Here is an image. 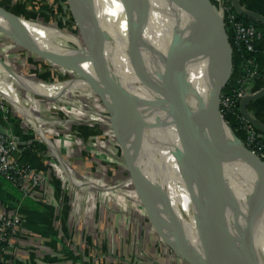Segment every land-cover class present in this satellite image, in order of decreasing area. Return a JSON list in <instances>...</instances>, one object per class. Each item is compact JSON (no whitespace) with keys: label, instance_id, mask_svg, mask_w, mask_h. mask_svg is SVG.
<instances>
[{"label":"bare ground","instance_id":"obj_1","mask_svg":"<svg viewBox=\"0 0 264 264\" xmlns=\"http://www.w3.org/2000/svg\"><path fill=\"white\" fill-rule=\"evenodd\" d=\"M93 1L107 37L110 41L121 44L125 51L123 59L122 57L119 59L114 57L110 63L105 62V71L101 74L102 77L114 82L120 90L128 93L132 111L130 116L125 115L127 112L125 113L124 109L122 111V126L127 127L125 141L129 148L136 146L133 156L137 161V167L155 184L159 195L163 196L165 192L170 195L173 202V215L181 223L191 247L195 249L199 244V234L213 239L215 235H219V232L201 204L196 185H194L196 179L193 176V168L187 165L188 160L182 150L179 135L182 134V138L185 141L188 140V137L180 127V113H175L174 110L175 107L179 108V106L175 103L172 107V103L167 100L168 97L166 99L163 97L167 88L165 86L158 88L154 82V76L157 75L159 78V51L167 45L172 32L190 28L187 31V33L189 32L187 37H190L193 41L200 39L201 42L198 44H209L211 48L210 52H208V61L195 58L183 65V68L187 69L191 84L197 89V92H190L186 97L192 102L194 107L200 108L199 106L204 104V100L205 102L207 101L213 89V80L218 81L219 79L222 59L219 47L212 39L210 30L201 25L200 22L203 20V15L200 9H198L196 18L191 20L173 8L166 0ZM135 24H138V27H134L133 25ZM0 26L10 28L11 30H8L9 34L16 41L20 39L18 27L24 29L29 33V39L35 47L43 50L39 37L42 45L47 50L59 55L60 59L68 62L75 61L77 66L86 64L85 67L89 68L92 71L91 73L96 74L95 66H91V63H88L97 64L96 59H91V55L85 54L80 50L70 49L68 47L70 39L61 31H55L50 26L41 23L27 22L23 18H12L11 20L3 14H0ZM88 39L91 42L89 37ZM134 54L138 59L129 67L126 65L127 58H132ZM138 67H146L149 72L148 75L139 76L131 70ZM97 79L94 78L88 82L87 78L81 74H76L74 80L42 86L38 82L15 74L9 66L0 61V94L4 95L9 102L16 104L18 107L20 106L27 113V118L30 121L33 120L34 123L37 121L33 114L35 103L30 102V99L21 97L19 86L32 89L38 95L39 93L54 92L51 88L55 86L64 88L69 93L74 90H91L99 97V92L103 94L102 88L105 85L100 84ZM80 86L84 88H80ZM106 91L109 92V90ZM165 94L167 95V93ZM102 98L107 104L111 105L110 111L113 114L111 116L113 122L116 123L118 116L114 112L113 97L104 96ZM94 105L98 107V105ZM86 115H90L88 111H86ZM98 117L99 115L96 114L95 120H99ZM176 118L179 121V125L178 123L175 124ZM107 124L113 127L112 123L110 124L109 122ZM160 131H162V134L159 133ZM154 135L159 138L156 140V143L159 144L156 145L159 147V153L155 152L152 147ZM137 147L138 149H136ZM58 153L55 154V158L58 157ZM168 154L173 156L175 161L168 158ZM247 159L248 162L228 159L223 161L230 193L228 210L231 219V230L236 235H242L246 220L251 215L253 216L255 241L244 246L245 248H250L252 253L257 255L258 264H264V163L251 153L247 154ZM64 168L69 171V175L75 181H79L82 184L77 172L71 171L67 166ZM163 169L171 172L178 182L191 190L192 194L190 195V193L179 189L177 186L178 182L170 179V176L166 175ZM126 181V183H124L125 181L120 183L122 189L129 187V185L133 186L131 179ZM120 187L118 189H121ZM167 205L165 198L161 197V199H158V209L164 215H166L164 211ZM244 246L231 241L226 243L223 254L228 264H240L232 258H234L233 254L237 253L236 251L243 254ZM193 249L192 251H194ZM200 258L202 257L200 256Z\"/></svg>","mask_w":264,"mask_h":264},{"label":"rangeland","instance_id":"obj_2","mask_svg":"<svg viewBox=\"0 0 264 264\" xmlns=\"http://www.w3.org/2000/svg\"><path fill=\"white\" fill-rule=\"evenodd\" d=\"M10 1L11 0H0V6L5 7L7 6L6 3ZM12 1L15 4L14 6H19L18 4L27 1L28 10L33 11L31 12V19L30 17L25 18L23 14H17L19 17L22 16L21 18L25 19L27 22L41 23L50 26L53 30L55 29V31H61L70 39L68 43L70 49L76 51L80 50L85 54H89L91 55L90 57L96 59L98 63L104 60L100 51H95V27L96 31L97 27L100 26L99 30L101 31V36L99 39L102 40L104 45L106 55L105 62L110 63L111 59L114 57L118 59L122 57L123 59L125 56L122 45L110 41L107 37L100 16L97 18L92 17V22L99 21L101 25L97 23L93 24L78 8L71 9L67 0ZM210 1L223 16L227 26L228 21L225 16V2L228 0ZM11 7L13 6H10V8ZM199 9L201 10V7H199ZM21 11V13H23V10ZM74 13L76 16H74ZM125 18H127V16H125ZM88 37L91 39V42ZM38 39L40 45L43 47V51H49L42 45L39 37ZM22 43L23 42L16 41L8 31L0 28V61L9 66L15 74L21 77L38 82L42 86H49L56 83L60 84V82L65 83L67 80H74L76 74H80L82 71L90 76V81L94 78H98L97 80H99L98 75L91 73L92 71L85 67L86 64L74 67L67 64L61 65L39 54L32 47L28 48ZM32 45L34 46L33 43H31V46ZM127 59V66H129V62L131 64L134 63L131 57ZM61 60L64 63L76 64L75 61L68 62L64 61V59ZM88 63H91V66H95L96 64L92 62ZM129 67H131V65ZM82 87L83 86H80V88ZM19 89L21 97L23 96L24 99H30L31 102L35 103L33 112L37 124L33 127L36 128V126H39L42 135L46 138L51 136L50 140L55 144H51V153L50 150L47 153L44 152L45 159L47 163L48 161L58 163V170L65 173V175L62 177L58 176L56 170H53V168L49 169L51 174L55 178H59L61 182L63 181L66 183L65 187L67 189L75 190L80 193V197H84V202L87 201L88 206H90L91 203L95 204V212L91 213L92 218L98 224L103 222L105 224L104 232H107L106 237L108 241L106 242V254L108 252V255H106V257L110 255L112 259L119 260L121 263L124 262V264H191L176 251L174 246H177V241L173 233L166 229L158 231L155 228L152 219L148 215L135 189L134 183L133 186L129 185V187L124 189L120 187V183L124 181V183H126L130 175H128L125 156L116 137V133L112 126L107 124L109 122L111 124V105H106L101 97L112 96L109 88L106 86L103 87V94L99 92V97L91 90H74L69 93L64 88L55 86L51 88L54 92L50 91L47 92V94L39 93V95L35 94L33 90L29 88L19 86ZM106 90H109V92ZM94 104L98 105V107ZM86 111H88L90 115H86ZM96 114L99 115L98 119L101 121L95 120ZM26 115L27 113H25V116ZM22 119H24V117H22ZM31 121L34 123L33 120ZM82 128H88V130L83 132L81 131ZM53 133L57 135L54 134L53 137ZM159 133L162 134V131ZM42 135L39 136V138H42ZM65 139H70L71 141L67 143L68 147L64 146ZM157 139L159 138L154 135L152 147L155 152L159 153V147L156 146L159 145L156 143ZM60 144L61 146H59ZM42 149H44V147ZM57 152H59L58 157L55 158ZM168 156V158L174 160L173 156L169 154ZM77 163L80 167L75 166ZM65 165L69 167L71 171L77 172L83 185H78L81 183L79 181L78 183L72 176L68 175L70 174L69 171L62 168L66 167ZM117 171H122V174L116 175L114 178L113 176ZM163 171L166 175L170 176V179L178 182L177 179L172 176L171 172L166 169H163ZM177 186L182 191L188 192L190 195L192 194L191 190L180 182H178ZM107 187L109 188L107 189ZM119 187L121 189H118ZM196 190L197 193L200 194L197 187ZM256 195L258 194L256 193ZM74 211H76V209H74ZM113 236H115L114 239L112 238Z\"/></svg>","mask_w":264,"mask_h":264},{"label":"water","instance_id":"obj_3","mask_svg":"<svg viewBox=\"0 0 264 264\" xmlns=\"http://www.w3.org/2000/svg\"><path fill=\"white\" fill-rule=\"evenodd\" d=\"M67 1L70 4L71 9L78 8L89 18L91 22L92 17H99L93 0ZM166 1L173 8L191 20L196 18L198 9L201 7L203 20L200 23L203 27L210 30L211 37L215 41L216 45H218L222 58L219 69V79L218 81L213 80V89L209 94L207 101L205 102L204 100V104L199 106L200 108L194 107L192 102L186 97L190 94V92H197V89H195V87L191 84L187 69H184L183 65L189 60L195 58H201L208 61V52H210L211 48L209 44H198L201 42L200 39L195 40V42L190 37H187L189 33H187V31L190 28L172 32L167 45L159 51V78L157 75L154 76L156 86H158V88L165 86L168 90H165L166 92L163 91V97L165 99L168 97L167 100L169 103H172V107L175 103L179 106V108L175 107L174 110L175 113H180V127L182 128L184 134L188 137V140L185 141L182 138V134L179 135L182 150L187 157V165L193 168V176L196 179L194 181V185H196L197 189L200 191L199 196L202 200L201 204L203 205L207 216L219 232V235H215L213 239H210L199 234V244L195 249H193L187 239L181 223L176 220L173 215V202L170 195L166 192L163 196L159 195L155 184L137 167V161L133 156L135 151L134 148L136 146L134 145L133 148H129L125 141V138L127 137V127L122 126L123 109L125 113L127 112L125 115L128 116H130L132 111V105L128 93L120 90L115 83L111 82V80L101 76V74L105 71L106 55L103 42L99 39L101 36V31L99 30L100 26L97 27L98 31H95L96 27L94 28L95 51H100L101 55H103L104 63L100 62L95 64L96 75L100 76V84L108 87L110 94L113 96V108L118 118L116 123H114L113 118L111 117V123L125 156L127 169L130 173V177L128 179L133 181L135 189L139 194L148 215L152 219L155 228L158 231L166 229L169 232H172L177 241V246H174L176 251L191 264H228L227 259L223 254L227 242L231 241L236 244L247 246L248 244L253 243L255 238L253 235L252 215L246 220V226L244 227L242 235H236L231 230V219L228 210L230 193L223 161L228 159L233 161L248 162V153L253 154L254 157L262 163H264V159L258 156L246 145L243 138L236 133L234 128L226 119L225 113L222 111V95L233 75L235 66L233 46L229 37L225 19L217 11L210 0ZM232 6L240 15H244L257 20L260 23H264L263 14L245 8L241 5L239 0H232ZM0 14L7 16L11 20L12 18H21L17 14L2 6H0ZM74 16H76L75 13ZM92 23L101 25V22L99 21H93ZM133 26L138 27V24ZM4 27L5 28H0L5 29L6 31L10 29L6 26ZM18 29L20 33L19 42H23L22 44L28 48L32 47L39 54H42L58 64H67L72 67L77 66V64L75 65L72 63L62 62L60 59L61 57L53 52L43 51L38 47L33 45L31 46L29 33L19 27ZM135 54L133 56L134 58L132 57L131 59L133 62H136L138 59ZM130 65L132 66L129 62V66ZM132 71L139 76H147L149 73L146 67H138L132 69ZM80 74L88 80L90 79V76L87 73L81 71ZM165 93H167V95ZM263 96L264 86L256 92L252 93L249 91L240 99V113L249 124L264 134V123L248 110V105L250 103L262 98ZM102 100L104 101L103 98ZM104 103L107 105V102L104 101ZM177 123L179 125V121L176 118L175 124ZM136 149H138V147ZM161 197L167 200L168 205L164 211L167 217L160 212L157 206V201L158 199H161ZM192 249L194 251H192ZM236 252L238 254L234 253V258H232L235 262L240 264H258L256 254L252 253L250 248H245L244 246L243 254L239 251ZM200 256L202 257L201 259L199 258ZM0 264L2 263L0 262Z\"/></svg>","mask_w":264,"mask_h":264},{"label":"crops","instance_id":"obj_4","mask_svg":"<svg viewBox=\"0 0 264 264\" xmlns=\"http://www.w3.org/2000/svg\"><path fill=\"white\" fill-rule=\"evenodd\" d=\"M239 2L245 8L264 15V0H239ZM26 3L27 1L14 6L11 0L5 7L9 11L23 10L24 14L29 15L33 11L28 10ZM10 6H13L11 7L13 9ZM26 15L25 18L31 19V16ZM260 30L264 35V23L260 25ZM231 42L235 66L226 93L235 92L245 79H249L247 92L260 90L264 86V78L261 77L264 75V37L256 41L255 50L252 52L243 47L239 48L233 41ZM2 97L7 100L4 95ZM2 97L0 96V134L13 137L19 143L17 151L14 152L15 159L21 165L37 170L42 176V182L35 193L27 196L0 175V210L18 211L24 218L22 229L14 240V246H7L6 257L0 262L2 264H124L112 259L110 255L106 257L107 232H104L103 222L98 224L92 218L91 213L95 212V204L91 203L88 206L87 201L84 202V197H80V193L67 189L66 183L51 174L49 169H56L51 161L47 163L44 153L49 152L51 144L55 145L50 140L51 136L48 135L49 137L46 138L43 135L39 138L38 131L41 132L39 126L35 128L27 123L22 119L21 113L14 111L6 113L9 108L5 106V110L3 109V104L6 102ZM18 108L25 115V111L20 106ZM248 110L264 123V96L250 103ZM86 130L88 128H82L81 131L86 132ZM256 131L259 138L264 140V134L257 129ZM54 134L57 135L53 133V137ZM64 142V146L68 147L67 143L71 141L65 139ZM75 166L80 167L78 163ZM62 168L65 170L64 167ZM56 172L60 177L65 175L58 169ZM121 174L122 171H117L113 177ZM128 175H130L129 171Z\"/></svg>","mask_w":264,"mask_h":264},{"label":"built area","instance_id":"obj_5","mask_svg":"<svg viewBox=\"0 0 264 264\" xmlns=\"http://www.w3.org/2000/svg\"><path fill=\"white\" fill-rule=\"evenodd\" d=\"M226 20L232 28L233 42L239 48H245L247 51L252 52L255 50V43L257 40L264 37L263 32L258 28V25L251 22H246L238 17V13L233 7L226 6ZM253 75V74H251ZM249 79H245L242 86L235 90V92L230 94L222 95L221 107L222 111L226 114L230 112L232 107L236 105L237 100H240L248 92L246 91V86ZM2 97V95H0ZM6 102L3 104V109L8 106L7 112H17L21 113L24 120L30 125H35L37 123H32L16 106L9 103L6 99L2 97ZM5 110V109H4ZM34 114V112H33ZM35 115V114H34ZM242 118H244L242 116ZM248 123V122H247ZM247 132L244 134L248 144H252L259 134H257L256 129L251 125H246ZM40 136L42 132L38 131ZM43 136V135H42ZM19 143L9 136L0 134V175L7 181L13 183L17 186L25 195H32L35 193L42 182V176L40 173L29 167L21 165L14 157V152L17 151ZM249 147V146H248ZM52 146H50V150ZM252 150V149H251ZM54 151V150H53ZM254 151V150H252ZM255 152V151H254ZM256 153V152H255ZM264 159V153L260 156ZM52 165L54 169H58L56 163ZM69 175V174H68ZM63 175H61L62 177ZM24 218L18 211H8L3 212L0 210V260L6 257L7 246H14V240L19 235Z\"/></svg>","mask_w":264,"mask_h":264},{"label":"trees","instance_id":"obj_6","mask_svg":"<svg viewBox=\"0 0 264 264\" xmlns=\"http://www.w3.org/2000/svg\"><path fill=\"white\" fill-rule=\"evenodd\" d=\"M225 4H226V6L229 5V7H233L232 6V0L226 1ZM16 11H18V10H13V12L16 13V14H20V15L22 14L21 13L22 11H20V12H16ZM25 15L26 14H24V16ZM31 15H32V13L29 14V15H26V16L28 17V16H31ZM238 17L241 20H244L246 22L255 23L256 25H258V28L260 29V25L262 23H260L259 21L255 20L253 18L244 16V15H240L239 13H238ZM227 27H228L227 30H228L230 39H231V41H233L232 29L230 28V25H228V24H227ZM261 77L264 78V75H262ZM226 91H227V86H226V88L224 90V94H226ZM225 117L229 121L230 125L234 128L236 133L243 138V140L245 141L246 145L249 146L250 149L254 150L256 152V154L261 156L264 153V140L260 139V138H257L252 144H248L247 141H246V138H245L244 134L247 132L246 125L248 123H247V121L244 118H242V115L240 113V100H237L236 105L234 107H232L230 112L225 114Z\"/></svg>","mask_w":264,"mask_h":264}]
</instances>
